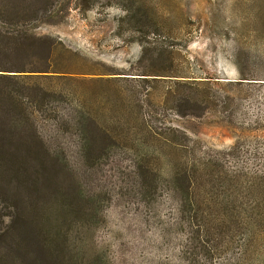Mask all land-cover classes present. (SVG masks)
Segmentation results:
<instances>
[{"label": "rangeland", "instance_id": "374dc122", "mask_svg": "<svg viewBox=\"0 0 264 264\" xmlns=\"http://www.w3.org/2000/svg\"><path fill=\"white\" fill-rule=\"evenodd\" d=\"M30 1L64 96L0 150V264H264V0Z\"/></svg>", "mask_w": 264, "mask_h": 264}, {"label": "trees", "instance_id": "16d2710c", "mask_svg": "<svg viewBox=\"0 0 264 264\" xmlns=\"http://www.w3.org/2000/svg\"><path fill=\"white\" fill-rule=\"evenodd\" d=\"M15 1L20 5L17 9L10 5ZM30 3L0 0V150L9 146L32 150L38 143L44 145L34 134L38 98H45L46 105V97L64 96L41 85L42 79L50 76L43 72H50L53 47L41 49L30 38L35 26L32 21L37 20L38 11L44 10Z\"/></svg>", "mask_w": 264, "mask_h": 264}]
</instances>
